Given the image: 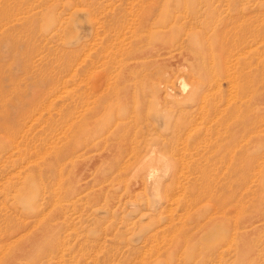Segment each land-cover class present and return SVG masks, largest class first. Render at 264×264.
<instances>
[{"label":"rangeland","instance_id":"1","mask_svg":"<svg viewBox=\"0 0 264 264\" xmlns=\"http://www.w3.org/2000/svg\"><path fill=\"white\" fill-rule=\"evenodd\" d=\"M0 264H264V0H0Z\"/></svg>","mask_w":264,"mask_h":264},{"label":"bare ground","instance_id":"2","mask_svg":"<svg viewBox=\"0 0 264 264\" xmlns=\"http://www.w3.org/2000/svg\"><path fill=\"white\" fill-rule=\"evenodd\" d=\"M234 59H236V58H234ZM233 60V59H232ZM232 63V62H231ZM227 64V63H226ZM226 64H224V65H226ZM228 74H230V73H228ZM226 75V74H225ZM229 75H227V77H228ZM215 77V76H214ZM213 79V78H212ZM214 80V79H213ZM215 81V80H214ZM219 81V80H218ZM230 81V80H229ZM217 82V81H216ZM231 82V81H230ZM215 83V82H214ZM184 84V83H183ZM217 84V83H216ZM218 84H219V82H218ZM218 86V85H217ZM216 86V87H217ZM231 86V85H230ZM213 88V87H212ZM219 88V87H218ZM215 89H217V88H215ZM220 89V88H219ZM229 89V88H228ZM231 89V88H230ZM228 95V94H227ZM230 99V98H229ZM229 99H228V101H229ZM227 101V102H228ZM16 149V148H15ZM18 150V149H17ZM124 164V163H123Z\"/></svg>","mask_w":264,"mask_h":264}]
</instances>
